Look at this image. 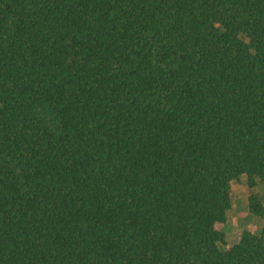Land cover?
<instances>
[{
    "label": "trees",
    "instance_id": "16d2710c",
    "mask_svg": "<svg viewBox=\"0 0 264 264\" xmlns=\"http://www.w3.org/2000/svg\"><path fill=\"white\" fill-rule=\"evenodd\" d=\"M243 175L264 0H0V264H264L221 246Z\"/></svg>",
    "mask_w": 264,
    "mask_h": 264
},
{
    "label": "rangeland",
    "instance_id": "374dc122",
    "mask_svg": "<svg viewBox=\"0 0 264 264\" xmlns=\"http://www.w3.org/2000/svg\"><path fill=\"white\" fill-rule=\"evenodd\" d=\"M257 193L264 203V180H257L252 190L248 185V178L243 175L240 180L232 183V195L234 204L228 211L227 221L219 227L225 233L223 248L230 247L244 230L259 233L262 230L264 220L250 212L249 197L251 193Z\"/></svg>",
    "mask_w": 264,
    "mask_h": 264
}]
</instances>
